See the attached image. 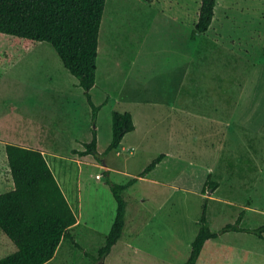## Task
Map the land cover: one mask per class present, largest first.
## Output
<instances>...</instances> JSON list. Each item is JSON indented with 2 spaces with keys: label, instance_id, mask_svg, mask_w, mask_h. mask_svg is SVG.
<instances>
[{
  "label": "rangeland",
  "instance_id": "374dc122",
  "mask_svg": "<svg viewBox=\"0 0 264 264\" xmlns=\"http://www.w3.org/2000/svg\"><path fill=\"white\" fill-rule=\"evenodd\" d=\"M200 4L106 0L91 91L102 105L95 121L83 89L50 44L25 48L22 40L0 34V131L50 139L62 118L69 137L82 129L76 144L45 146L53 172L73 191L71 201L80 176L85 185L81 225L72 232L82 250L64 240L46 264H97L92 257L104 244L116 202L106 176H95L103 173L100 162L79 152L95 129L102 156L114 110L132 112L140 128L124 140L127 149L102 156L110 181L124 184L158 154L167 157L123 192L124 231L100 264H183L205 198L212 231L239 216L242 228L264 225V0H217L210 27L192 41ZM170 105H177L175 113ZM50 153L59 158L53 161ZM6 168L0 158L4 186ZM208 176L215 190L205 184ZM15 250L0 230V259ZM202 254L209 264H264V232L220 233Z\"/></svg>",
  "mask_w": 264,
  "mask_h": 264
},
{
  "label": "trees",
  "instance_id": "16d2710c",
  "mask_svg": "<svg viewBox=\"0 0 264 264\" xmlns=\"http://www.w3.org/2000/svg\"><path fill=\"white\" fill-rule=\"evenodd\" d=\"M106 0H0V34L22 40L25 48L36 42L50 44L63 66L73 75L92 112V121L102 105L93 102L91 89L96 81L99 32ZM217 0H201L197 22L190 33V40L204 34L210 27ZM1 59V57H0ZM107 102V98L104 103ZM135 129L129 111L111 112V139L102 156L118 148L124 136ZM79 153L98 157L97 134L92 129L91 140ZM6 157L14 188L0 194V230L15 245L16 250L2 257L0 264H46L51 261L64 240H69L82 250L75 241L71 227L77 222L76 215L64 195L56 177L40 150L7 143ZM164 158L157 155L141 171L124 184L109 180L106 182L116 202L115 215L103 246L97 257V264L110 253L121 238L125 226L126 201L123 192L139 178L150 173ZM215 190L217 183L205 182ZM207 200L204 199L199 217V228L191 242L190 254L183 264H196L204 244L227 231H252L262 236L264 225L257 230L226 224L220 231H212L207 218ZM86 255H88L85 252Z\"/></svg>",
  "mask_w": 264,
  "mask_h": 264
},
{
  "label": "crops",
  "instance_id": "0c3cea01",
  "mask_svg": "<svg viewBox=\"0 0 264 264\" xmlns=\"http://www.w3.org/2000/svg\"><path fill=\"white\" fill-rule=\"evenodd\" d=\"M184 72L183 73H186V69L185 70H183ZM182 76H183V74H182ZM183 79H184V76H183ZM184 81V80H183ZM97 87V84H96V81H95V85L93 86V88L91 89V91L94 89V88H96ZM180 88H181V86H180ZM143 90V89H142ZM180 92H181V89H179V91H178V97H180ZM144 95V93H142V96ZM141 96V97H142ZM108 98H109V96H108ZM147 100V99H146ZM107 101H108V99H107ZM147 101H150V102H147V103H151V102H153V100L152 99H150V100H147ZM165 102H167V101H165ZM137 104L139 103L140 104V101H137L136 102ZM176 104V103H175ZM171 107L169 108V110L172 112V113H175V111H176V106H172V105H170ZM124 112V111H123ZM131 114H132V112H130ZM98 114H99V112H98ZM97 117H98V115H97ZM132 117H133V121H134V125H135V129L133 130V131H131V132H129V133H127L125 136H124V138L122 139V141L120 142V144H119V146H118V148L117 149H115V150H118V151H120L121 149H122V151L124 150V149H127V148H125L124 147V140H126V137H128L131 133L132 134H134V133H136V132H138V130H139V126H138V124L136 123V120H135V118H134V115H132ZM63 119V122L61 123V128L59 129V131H55L54 133H52L51 134V138L50 139H48V137H43V136H40V137H38V138H30L29 136H25V135H19V134H12L11 132H7V130L5 129V128H3V130L2 131H0V158L2 159V162H3V164H4V166L6 167V165H7V163H8V161H7V157H6V152H5V146H6V144L7 143H11V144H16V145H20V146H22V147H26V148H32V149H37V150H40L41 152H42V154L45 156V158H46V160H47V162H48V164L50 165V163H49V161H48V158L46 157V155H45V153H46V151H47V148L45 147L46 146V144L47 143H58L59 141H61V143H64V142H66V143H68V144H72L73 142H74V144H76V142H78V136L81 134V131L80 130H82L81 129V126H79V128H78V132H80V133H78L77 132V129L75 128V130H76V132L77 133H75V135L73 136V137H69L68 136V133L66 132V131H64V127L62 126V125H64L65 124V118H62ZM144 129V128H143ZM98 142V141H97ZM85 143H87V142H85ZM84 143V144H85ZM121 148V149H120ZM130 149H133V147H131ZM121 152V151H120ZM161 154V153H160ZM159 155V154H158ZM49 156H50V158L53 160V161H55V160H57L59 157L57 156V155H55V154H49ZM166 157H167V154L166 153H164V158H163V160L160 162V163H162V162H164V160L166 159ZM159 163V164H160ZM107 163H105V159H104V163H99V167L101 168V170H103V173H102V175H100V174H96L95 176H97V175H100V177L99 178H97V179H102L103 178V176L105 175V171H108L109 173H110V169H109V167H108V165H106ZM158 164V165H159ZM157 165V166H158ZM156 166V167H157ZM51 167V166H50ZM155 167V168H156ZM154 168V169H155ZM52 169V168H51ZM153 169V170H154ZM8 170V178H6V185L4 186L3 185V183H2V180H1V178H0V189L1 188H3L4 190L1 192L0 191V194L1 193H4V192H7V191H10V190H12L13 188H14V183H13V180H12V177H11V173H10V169H9V166H8V168H6V171ZM152 170V171H153ZM53 171V170H52ZM54 173V172H53ZM141 173V172H140ZM149 174V173H148ZM54 175H55V173H54ZM147 175V174H146ZM145 175V176H146ZM55 177H56V180H57V182H58V184L60 185V187H61V189H62V191H63V193H64V195L66 196V198H67V200H68V202H69V204L71 205V207H72V209H73V211H74V213H75V215H76V219H77V222L71 227V232H73V230L74 229H76L78 226H80L81 225V218H80V216L78 215V212H81L82 211V204H83V191H84V188H85V185H84V183H83V181H82V179H80V177H79V179H78V183H79V186H78V192H77V194H73V196H72V201L70 200V196L72 195V192L70 191V188H69V191L67 192V188L66 187H64V185L62 184V180H60L56 175H55ZM143 178H145V177H143ZM104 179V178H103ZM139 179H141V178H139ZM65 183V182H64ZM125 214H126V212H125ZM137 218H139V213H137V216H136V218H134V220H136ZM125 219H126V215H125ZM137 222H139V220H136ZM135 221V222H136ZM142 221H144L143 220V217H142ZM126 222V221H125ZM133 222V224H134V221H132ZM135 225V224H134ZM75 239V238H74ZM76 241V240H75ZM77 242V241H76ZM118 242V241H117ZM209 242V240L208 241H206V243L204 244V246L205 245H207V243ZM116 245V244H115ZM114 245V246H115ZM113 246V247H114ZM125 246L126 247H129V248H131V249H133V250H136V251H141L140 249H138V247H135L133 244H125ZM112 247V248H113ZM204 248V247H203ZM59 249V248H58ZM234 251H238V252H240V253H242L243 251H241V249L240 248H234ZM57 253V252H56ZM209 260H208V258H205V257H203V254H202V251H201V254H200V256H199V258H198V260H197V263L196 264H209V262H208ZM163 263V262H162ZM164 264V263H163Z\"/></svg>",
  "mask_w": 264,
  "mask_h": 264
},
{
  "label": "built area",
  "instance_id": "2783aa9c",
  "mask_svg": "<svg viewBox=\"0 0 264 264\" xmlns=\"http://www.w3.org/2000/svg\"><path fill=\"white\" fill-rule=\"evenodd\" d=\"M99 177H100V175H97V176H96V178H99Z\"/></svg>",
  "mask_w": 264,
  "mask_h": 264
},
{
  "label": "bare ground",
  "instance_id": "6f19581e",
  "mask_svg": "<svg viewBox=\"0 0 264 264\" xmlns=\"http://www.w3.org/2000/svg\"><path fill=\"white\" fill-rule=\"evenodd\" d=\"M99 50H100V48H99ZM101 53V52H100Z\"/></svg>",
  "mask_w": 264,
  "mask_h": 264
}]
</instances>
